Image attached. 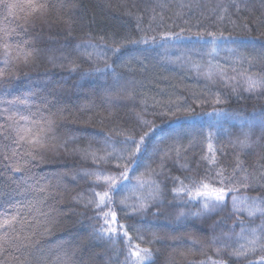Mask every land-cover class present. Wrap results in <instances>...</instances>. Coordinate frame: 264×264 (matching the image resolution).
Wrapping results in <instances>:
<instances>
[{
	"label": "trees",
	"instance_id": "1",
	"mask_svg": "<svg viewBox=\"0 0 264 264\" xmlns=\"http://www.w3.org/2000/svg\"><path fill=\"white\" fill-rule=\"evenodd\" d=\"M47 2V11L11 39L28 42V62L14 63L13 75L0 82V110L54 122L49 147L29 170L15 173L0 158V211L21 204L23 214L34 217L25 226L26 233H36L33 246L14 254L31 264H123L126 240L114 244L94 232L99 221L86 206L94 177L85 173H118L123 161L97 165L89 153L104 154L108 133L119 141L120 133L146 131L142 121H149L158 127L147 152L128 173L126 187L113 194L132 243L152 250L148 264H199L209 256L247 264L264 255L229 256L243 243L236 238L241 226L256 227L264 219L234 211L233 197L264 199V180L247 187L234 182L237 191L226 196V204L204 211L202 200L173 192L181 181L190 185L206 173L230 175L238 161L257 177L264 172V92L244 91L240 76L264 75V0ZM4 15L0 10V26ZM221 70L236 79L223 78ZM17 97L28 103H8ZM246 137L250 146L242 148L239 141ZM209 143L215 165L203 159H211ZM243 174L237 171V178ZM40 186L47 192H38ZM141 203L147 207L133 212Z\"/></svg>",
	"mask_w": 264,
	"mask_h": 264
},
{
	"label": "snow or ice",
	"instance_id": "2",
	"mask_svg": "<svg viewBox=\"0 0 264 264\" xmlns=\"http://www.w3.org/2000/svg\"><path fill=\"white\" fill-rule=\"evenodd\" d=\"M48 7L47 0H0V10L5 12L3 17L5 23L0 26V59L3 62V66L0 67V82L13 75L11 66L14 63H27L32 55L25 47L28 43L27 41L12 43L11 39L19 36L20 31L26 27L30 20L37 14H44ZM10 17L16 22V27L14 28L9 26L11 23ZM197 35H200V33H197ZM209 35L215 36L216 34L209 33ZM220 35L222 36L223 33H220ZM115 50L118 51L119 49ZM253 59H248V63L251 64ZM261 59L264 61V58ZM219 74L225 79H236V77H227L223 70ZM211 76L212 74L209 73V79H211ZM240 76L244 91L249 93L264 92V75L245 72L241 73ZM233 91H236L235 87ZM8 103L27 104L28 101L17 97ZM176 111L180 112L181 110L177 108ZM185 112L187 114L190 110H185ZM170 114L176 115V113L171 112ZM0 116L4 117V122L0 123V158L7 162V166L11 171L23 173L29 170L28 166L32 161L36 160L38 155L49 147L54 122L43 117L39 120L32 119L31 116L13 112L10 108L0 110ZM142 124L147 128L146 131H142L138 135L120 133L118 135H123V139L119 141L111 133H108L103 141V155H97L96 152L89 153L97 165L101 162L110 164L113 159L123 161L122 165L117 164L116 166L118 173H111L105 169L85 173L86 176L94 177L92 180V198L86 204V206H91L95 210V219L99 221L98 224L93 226L94 232L99 237L107 238L114 244L120 239L126 240V255L123 264H148L152 257L150 248L141 247L140 243H132L133 237L129 236V226L120 223L118 211L113 207L116 204L113 194L126 187L125 181L129 178L128 173L135 171L133 165H136L142 159L143 154L147 152L150 137L158 127V125L149 121H142ZM211 135L209 133V140H211ZM117 142L124 145V147L117 149L115 147ZM239 143L242 148L250 146L247 137L245 140L239 141ZM108 149H111V151H108ZM208 151L211 154V159L208 156L203 159L208 160L209 164L215 165V154L211 143L208 145ZM237 171L244 174L237 178ZM257 179L264 180V172H261L259 177H257L255 171L248 173L243 169L242 162L238 161L230 175L225 176L223 170L217 172L215 176L206 173L203 178L192 180L190 185H184L183 181H181L180 187L174 188L173 192L177 194L185 193L189 200H202L201 210L204 211L226 204V196L237 191L236 187L230 186L234 182H245L244 186L247 187L248 182L256 181ZM97 188H103V190L97 191ZM37 191L46 193L47 186H40ZM150 198L154 199L155 194H151ZM119 203L122 206H126L124 200ZM24 207L21 204H9L7 208L0 211V264H31L27 258L21 259L20 256L14 254H23L22 250L32 247V237L36 235L35 231L30 234L25 232V226L34 217L23 214ZM27 207L31 209L32 205L29 204ZM146 207V203H141L139 207L133 206L132 210L139 213ZM233 210H242L250 218H255L257 214L264 218V199L256 197L249 202L247 197L243 200H238L234 196ZM120 211H123V207H121ZM243 223L241 220L240 224L243 225ZM225 236H228V233H225ZM236 238L238 241H243V243H239L229 253L230 257L236 259L247 258L249 254L255 255L257 251L264 252V219L256 227L245 228L241 226ZM136 239L143 241L144 237L137 236ZM215 239L213 238V242H215ZM225 247H228V245H225ZM220 252L221 249L217 248V255H220ZM199 264H228V262L224 259H214L209 256L205 260H201ZM247 264H264V255L247 260Z\"/></svg>",
	"mask_w": 264,
	"mask_h": 264
},
{
	"label": "rangeland",
	"instance_id": "3",
	"mask_svg": "<svg viewBox=\"0 0 264 264\" xmlns=\"http://www.w3.org/2000/svg\"><path fill=\"white\" fill-rule=\"evenodd\" d=\"M258 18H260L259 16H257ZM262 63H264L263 61H262ZM62 153L65 155V154H68V155H70V154H72V153H70L69 151H64V150H62ZM172 262V260H168L167 261V263H171Z\"/></svg>",
	"mask_w": 264,
	"mask_h": 264
}]
</instances>
